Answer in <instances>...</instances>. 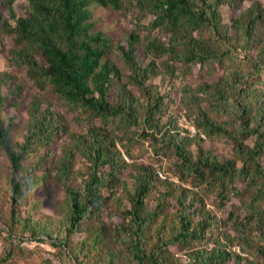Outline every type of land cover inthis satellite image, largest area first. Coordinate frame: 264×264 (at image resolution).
<instances>
[{"label": "trees", "instance_id": "16d2710c", "mask_svg": "<svg viewBox=\"0 0 264 264\" xmlns=\"http://www.w3.org/2000/svg\"><path fill=\"white\" fill-rule=\"evenodd\" d=\"M92 3L133 24L116 54L127 81L108 57L110 39L92 30ZM144 29L162 35L143 43ZM0 34L16 43L15 63L83 127L35 97L15 141L2 115L11 75H0V151L11 166L0 236L48 243L72 264H264V1L0 0ZM196 65L212 79L187 82ZM175 104L199 133L178 124ZM205 138L230 144L233 156ZM148 152L172 174L162 177ZM50 179L64 189L54 215L37 217L36 203L22 214L29 193ZM233 197L240 208L227 211ZM13 256L8 249L0 264Z\"/></svg>", "mask_w": 264, "mask_h": 264}, {"label": "rangeland", "instance_id": "374dc122", "mask_svg": "<svg viewBox=\"0 0 264 264\" xmlns=\"http://www.w3.org/2000/svg\"><path fill=\"white\" fill-rule=\"evenodd\" d=\"M25 3L26 0H15V4ZM245 5H249V2L247 1ZM90 8L92 11V30L102 31L110 39L112 47L111 51L108 53V57L111 58L116 63L117 67L121 69L122 76L127 81V75L130 70L125 65L124 61L116 54L118 51V43H124V45H127V38L133 29V24L130 18L110 6H103L98 3H92ZM222 10L224 11L225 16H227L228 11L226 6H224ZM151 18L152 15H148L142 20L145 24H148ZM157 35H162V31L155 30L150 32V30L144 29L141 32L142 42L145 43L147 36L151 37ZM15 46L16 43L11 35L0 34V75L3 72H9L11 75V78L4 86L6 101L2 108V115L6 123H12L13 139L15 141L23 140L29 118L30 103L35 97H39L42 100V108L46 107L47 104H50L53 109L61 111L67 116L69 124L72 128L81 130L83 127L78 125V123L74 120V113L66 110L65 106H63L58 100L56 94L51 90V88L41 90L29 78L25 67H21L15 63L13 53L10 51V49ZM40 61L44 62L41 57ZM160 79L161 77L159 76L154 78L152 81L159 83ZM210 79H212V77L207 75L206 70L202 69L200 65H196L193 73L188 75L186 81L195 86L204 80ZM179 82L180 81H178V83ZM173 94L178 102V96L180 94L176 91ZM170 110L176 116L177 120H179V117L184 116L189 122H193V120L187 116L186 110L179 104H175ZM205 140V146L207 148H211L216 153H220L222 157L233 156L232 146L225 141H211L208 138H205ZM63 141V138L58 137L51 143L52 149L54 150V154L51 159L52 167L54 166L55 159L62 153ZM192 148L196 150L195 145H193ZM144 158L145 160L155 163V165L162 170L161 172L172 174L168 169L170 164L166 160L157 159L149 152L145 154ZM52 172L55 173L54 169ZM10 173V161L6 154L3 151H0V216L3 222L5 220L8 221L9 219L10 203L6 200V193L4 189L8 188L7 181ZM63 199L64 189L58 182H55L53 179H50L48 182L41 181L29 193L26 204L22 205V214H25V208L27 205L36 203L37 207H35V214L37 217L53 216L56 212L57 206L63 201ZM248 199L249 198L247 197L246 200ZM240 204L239 199L237 197H233L228 205L227 211L231 209L238 211ZM224 215H227V212H225ZM6 236L7 235L0 236V257L4 256L5 252H7L10 248L14 250V256L5 264H59L51 261L48 258V254L53 255L54 258L58 261L60 260V262L64 261V259L60 256L61 254L59 251L54 249L48 243L22 239L20 236L16 235V237L13 238ZM80 236L81 235L74 236V240L77 241ZM175 250L178 251L177 248H175Z\"/></svg>", "mask_w": 264, "mask_h": 264}, {"label": "built area", "instance_id": "2783aa9c", "mask_svg": "<svg viewBox=\"0 0 264 264\" xmlns=\"http://www.w3.org/2000/svg\"><path fill=\"white\" fill-rule=\"evenodd\" d=\"M178 123H179V125H180L183 129H185L186 131H188L191 135H194V134L200 132V130H199V129L193 124V122H189V121L187 120V118H185L184 116H183V117H179ZM160 175H161L162 177H166V175H165L163 172H160ZM48 258H49L51 261L55 262V263H59V264H72L70 261H62V262H60V260H59V261L56 260V259L54 258V256L51 255V254H48Z\"/></svg>", "mask_w": 264, "mask_h": 264}]
</instances>
